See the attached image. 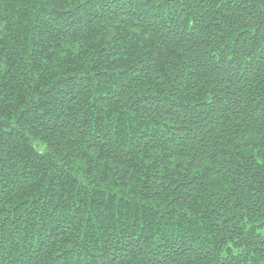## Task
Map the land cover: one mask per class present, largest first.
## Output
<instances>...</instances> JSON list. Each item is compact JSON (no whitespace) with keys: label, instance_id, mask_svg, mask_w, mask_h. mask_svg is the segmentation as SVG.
I'll list each match as a JSON object with an SVG mask.
<instances>
[{"label":"trees","instance_id":"obj_1","mask_svg":"<svg viewBox=\"0 0 264 264\" xmlns=\"http://www.w3.org/2000/svg\"><path fill=\"white\" fill-rule=\"evenodd\" d=\"M0 264H264V0H0Z\"/></svg>","mask_w":264,"mask_h":264}]
</instances>
